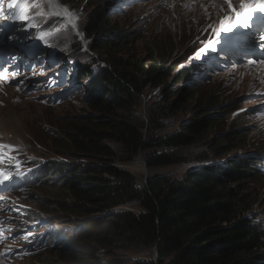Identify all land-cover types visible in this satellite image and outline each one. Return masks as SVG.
<instances>
[{
	"label": "trees",
	"instance_id": "obj_1",
	"mask_svg": "<svg viewBox=\"0 0 264 264\" xmlns=\"http://www.w3.org/2000/svg\"><path fill=\"white\" fill-rule=\"evenodd\" d=\"M59 1L68 11L71 7L73 11L70 12L75 16L83 10L75 6L79 0ZM111 2L97 4L86 22L78 23L84 26V36L89 39L87 50L93 55L89 58L97 67L86 61L87 50L81 53L80 47L74 45L63 46L60 50L52 44L55 57L61 55L64 61L80 60L71 80L79 89L83 84L80 87L76 81H84L91 113L64 123L62 137L57 136L53 142L69 158L48 160L44 167L49 171L40 177L39 187L63 199L56 202L60 208L84 218L76 223L77 230L73 232L58 229L42 236L40 240L48 253L52 257L60 253L57 256L63 261L54 259L48 264H82L80 259L93 257L101 247L107 250L116 246L125 248L132 243L156 248L157 261L128 260L107 264H264V229L255 221L258 214L264 215V209L252 211L254 195L240 180L246 175L261 176L253 154L228 159L224 166L203 163L179 179L151 177L141 185H137L131 173L114 163V151L106 141L118 144L126 161L133 160L140 149L148 145L150 149L169 150L150 155L146 161L148 166L163 167L182 162L183 150L205 142L202 139L206 128L212 127L213 120L221 117L222 105L208 94L209 98L205 97L197 105L201 115L180 123L176 130L161 139L150 135V143H146V130L141 133L145 122L137 123L132 108L140 104L145 91L152 90V94L158 88L159 92L152 95L159 96L160 100L149 107L147 130L150 127L162 129L164 120L173 117L185 99L193 96L196 67L192 62L187 71L169 83L168 77L176 66L168 69L166 62L172 52L170 44L157 42L145 56L132 52L131 32L116 22L107 23L110 13L124 15L122 4L127 1ZM43 26L51 29L50 20H45ZM100 31L101 36H92ZM63 77L67 79L65 74ZM178 80L185 82L176 85ZM178 100L183 103L179 105ZM237 137L232 132L224 133L213 143L207 142L208 149H213L215 156L227 154L243 145ZM207 158L204 155L197 160L206 161ZM52 172L55 178L48 181ZM132 202L142 211H114ZM61 235L63 241L57 242Z\"/></svg>",
	"mask_w": 264,
	"mask_h": 264
},
{
	"label": "rangeland",
	"instance_id": "obj_2",
	"mask_svg": "<svg viewBox=\"0 0 264 264\" xmlns=\"http://www.w3.org/2000/svg\"><path fill=\"white\" fill-rule=\"evenodd\" d=\"M36 1L37 9L41 13L39 17L43 20L49 19L51 24V29L42 30L46 33L44 40L38 38V34L41 32L38 20L33 22L34 26L28 29L29 34H27V39L22 42V46L15 44L10 38L5 41L4 33L0 32V46L11 44L10 56L21 57L17 61L18 67L8 64L7 82L0 81V84H6L8 87L2 91L3 94L0 93V131L5 134L0 136V145L15 146L16 150L11 154L10 161L18 157V151L23 152L20 163L11 164L6 168L8 176L19 173L21 166H28L31 157H39L44 161L54 156L64 161L69 158L61 148L54 144L53 139L57 136L62 137L64 123L67 120L72 121V118L76 120L81 118L80 115L86 116L91 112L86 102L87 90L84 81H76L80 87L83 84L81 89L72 83L71 77L68 78L65 86L57 81L55 88H46L51 80H56L58 74L70 73L73 65L64 62L57 65V62L49 61L55 54L52 44L54 43L60 50L63 46L74 45L80 47L81 53L86 51L89 39L84 36V26L78 25V23L86 22L90 12L95 9L97 4L103 1L106 4L112 3L111 0H79L75 6L83 7V10L78 15L61 17L56 13H61L66 7L59 0ZM170 2L171 0H133L128 4H122L124 15L115 16L110 13L107 23L110 25L116 22L117 25H121L125 30L131 32L129 35L130 48L138 55H147L157 42L161 41L165 45L170 44L172 52L166 58V62L168 69L176 65L168 77L169 83H172V80L178 78L180 73L188 70L199 50L204 48L209 40L213 41L212 47L215 49L218 41L215 38L210 39V37H215L216 30H219L221 26L217 25L214 14L230 10L228 5L221 6L220 0H176L174 5ZM221 2L225 3V1ZM3 3L8 7L10 1L5 0ZM204 3L207 4L205 8L202 6ZM220 7H222L221 10ZM69 9L73 11L71 7ZM35 14L36 10L30 8V15L35 16ZM2 21L3 19H0V25ZM132 29L134 31H131ZM16 33L25 35L22 27L17 28ZM99 35L101 36V31L92 34L94 37ZM210 52L212 50L202 56H210ZM97 53L100 54L99 51ZM85 55L86 61L88 60L91 65L97 67L89 58L93 57L92 52L87 50ZM57 57L58 59L62 58L61 55H57ZM201 67L202 65L200 69ZM259 67L260 65L239 67L235 71L231 69L230 65L226 70L223 67L208 68L206 73L200 74L206 75L208 78H203V84L194 81L193 96L186 98L178 112L173 117L164 120L165 126L158 130L151 127L147 130V126H150L147 116L149 107L160 100V97L150 94L152 90L145 91L140 99V104L136 105L134 109L132 108V115L137 118L138 124L144 120L145 126H142L141 133L146 130L145 141L148 144L150 135L161 139L176 130L180 123L201 115V109L197 105L200 100L203 102L209 98L206 96L208 94L214 100L217 99L219 103L221 102L222 115L213 120L212 127L209 125L206 128L202 139L205 142L182 151L180 155L182 162L171 166L150 167L146 164L150 155L169 150L161 147H151L150 149L147 147L148 145L142 147L133 160L126 161L120 146L106 141V144L114 151V163L120 169L131 173L136 178L137 185H141L146 179L155 176H171L179 179L185 172L199 167L203 163L224 166L228 164V159L234 157L235 160L237 153L240 152L253 151L264 155V114L249 116L246 109L254 105V99H250V95L258 89H262L264 84V70L260 71ZM13 71L17 73L15 79L11 76ZM16 81L24 82L19 91ZM182 82L184 83L185 80H178L175 84L181 85ZM156 91L158 88L153 90V92ZM62 96L64 98L58 102ZM47 98L50 101L55 99L54 103H47ZM178 103L180 105L183 102L180 103L178 100ZM240 111H246L247 115L242 117ZM231 132L238 136V141L243 145L230 150L227 154L215 156V151L208 149L207 142L213 143L220 135ZM0 151L9 153L7 149H0ZM204 155L208 157L207 162L197 160ZM2 158H0V162ZM2 179L0 177V182ZM240 180L245 189L254 195L252 211H262L264 209V176L249 177L246 175L242 176ZM32 182L31 178L29 183L22 186L9 184L5 188H2L0 183V264H45L55 261L54 259L62 261V258L57 256L60 253H55L56 257H52V254L45 253L43 249L35 252L38 249L36 235L33 240L28 235L29 225H33V222L27 219L30 217V213L36 214L35 220L43 224L42 227L32 229L37 233L58 229H65L66 233L73 232L77 230L76 223L78 224L84 219L78 215L73 216L60 208L56 202L63 199L49 194L46 190L43 192L39 186H32ZM64 201L66 200L64 199ZM25 208L30 211L26 212ZM118 210L138 213L142 211V208L136 202H132L118 207L114 211ZM95 213L96 215L100 214L99 212ZM255 221L264 229L263 214H258ZM61 237L64 236L61 235ZM155 249L135 246L133 243L125 248L116 246L107 250L101 247L96 250L93 257L82 258L79 262L82 264H107L113 261L128 260L156 262L157 250L155 251Z\"/></svg>",
	"mask_w": 264,
	"mask_h": 264
},
{
	"label": "snow or ice",
	"instance_id": "obj_3",
	"mask_svg": "<svg viewBox=\"0 0 264 264\" xmlns=\"http://www.w3.org/2000/svg\"><path fill=\"white\" fill-rule=\"evenodd\" d=\"M32 0H28V3H31ZM225 2L228 5V9L231 11V15H228L221 19V28L220 30H216V36L219 37L221 34V31L227 33L232 32L234 29L236 30H252L256 29L255 36H258V42L257 46L264 51V34L262 33V30H264V26H258L256 17L259 14L264 13V0H239V7L238 9L233 6L231 3V0H225ZM17 7L14 3L8 4V11L4 10L3 7V0H0V18L7 16L8 19L12 21L13 24V35H11L10 39L17 45L22 46V42L27 39L28 29L33 27V21L36 19L35 16L30 15V9L27 6L20 7L18 11H14V9ZM41 15V13H37V16ZM58 16H74L75 14L68 12L67 8H64L61 13H56ZM22 27L24 29L25 35H20L16 33V28ZM46 36V33L41 31L38 34V38L41 40H44ZM213 41L209 40L208 44L199 50L197 53V57H200L201 55H207V52L209 50L214 51L215 49L212 47ZM11 47V45H10ZM21 59L18 55H11L9 56L4 63L9 64L10 66L18 67L17 61ZM0 69H3L0 71V81L7 82L9 72L8 69H4L3 64H0ZM17 73L13 71L11 73V76L13 79H15V76ZM23 81H16L17 84V90H20V86L23 85ZM0 149H7L8 152L15 151V146L12 145H0ZM7 153L0 151V158L5 156ZM18 166V165H17ZM0 177L3 178V180H8L10 177L6 174H4L2 171H0Z\"/></svg>",
	"mask_w": 264,
	"mask_h": 264
},
{
	"label": "bare ground",
	"instance_id": "obj_4",
	"mask_svg": "<svg viewBox=\"0 0 264 264\" xmlns=\"http://www.w3.org/2000/svg\"><path fill=\"white\" fill-rule=\"evenodd\" d=\"M223 1H225V0H223ZM175 2H176V0H171V4L172 5H174L175 4ZM231 3L233 4V6L234 5H237L238 3H239V0H231ZM203 8H205V7H207V4L206 3H204L203 5ZM225 6H227V3L225 2ZM218 8V7H217ZM221 10V9H220ZM38 20V18H36L33 22H35V21H37ZM65 27V26H64ZM62 29V28H61ZM240 34H243V33H240ZM221 67H223V68H225V70H226V68L228 67V66H226V65H221ZM230 71V70H229ZM201 78L203 79V78H208V76H206V75H201ZM198 83H201V84H203V82H198ZM65 95V94H64ZM243 137V136H242ZM49 160L50 161H58V159H57V157H52V158H49ZM64 161V160H63ZM53 178H55V176H54V173L52 172L51 174H50V178H49V180L48 181H51V180H53ZM43 192H45L44 190H43ZM63 237H59L58 239H57V242H62L63 240Z\"/></svg>",
	"mask_w": 264,
	"mask_h": 264
},
{
	"label": "clouds",
	"instance_id": "obj_5",
	"mask_svg": "<svg viewBox=\"0 0 264 264\" xmlns=\"http://www.w3.org/2000/svg\"><path fill=\"white\" fill-rule=\"evenodd\" d=\"M127 2H126V4H128V3H130V2H132L133 0H126ZM153 93V92H152ZM155 93V92H154ZM153 93V94H154ZM253 152V151H252ZM252 152H240V153H243V154H247V153H252ZM237 154H239V153H237ZM237 156V155H236ZM232 160H234V157L233 158H231ZM228 161V160H227ZM260 172H261V176H264V172L262 171V170H260ZM47 252H49V251H47ZM47 252H45V253H47ZM45 264H48V263H45Z\"/></svg>",
	"mask_w": 264,
	"mask_h": 264
},
{
	"label": "water",
	"instance_id": "obj_6",
	"mask_svg": "<svg viewBox=\"0 0 264 264\" xmlns=\"http://www.w3.org/2000/svg\"><path fill=\"white\" fill-rule=\"evenodd\" d=\"M153 93H154V92H153ZM153 93H152V94H153ZM145 99H146V98H145ZM155 251H156V249H155Z\"/></svg>",
	"mask_w": 264,
	"mask_h": 264
}]
</instances>
